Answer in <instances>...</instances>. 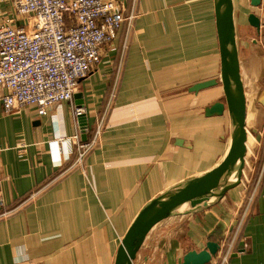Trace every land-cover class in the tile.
I'll use <instances>...</instances> for the list:
<instances>
[{
    "label": "crops",
    "instance_id": "obj_1",
    "mask_svg": "<svg viewBox=\"0 0 264 264\" xmlns=\"http://www.w3.org/2000/svg\"><path fill=\"white\" fill-rule=\"evenodd\" d=\"M115 1L135 18L80 82L83 104L74 97L40 116L30 107L5 114L0 101V194L9 209L36 194L24 211L0 218V264H114L143 205L215 167L229 147L228 111L207 113L225 100L214 0ZM234 8L246 125L256 137L252 149L248 139L245 169L252 172L254 154L264 147V0L257 8L234 0ZM252 13L260 31L248 21ZM5 20L27 21L11 0H0ZM210 80L218 83L193 91ZM77 105L86 110L83 121L74 117ZM102 119L97 147L75 165V146L57 139L78 133L82 141L87 124L90 141ZM61 167H87V173L77 169L59 178ZM243 190L241 184L209 209L156 226L137 263L153 264L148 259L161 242L165 260L157 264H182L187 252L203 250L208 241L222 248L236 234ZM228 264H264V174Z\"/></svg>",
    "mask_w": 264,
    "mask_h": 264
},
{
    "label": "built area",
    "instance_id": "obj_2",
    "mask_svg": "<svg viewBox=\"0 0 264 264\" xmlns=\"http://www.w3.org/2000/svg\"><path fill=\"white\" fill-rule=\"evenodd\" d=\"M11 2L17 15L27 21L22 26L10 20L0 22V101L5 114L30 107L44 116L52 107L73 103L80 82L101 63L103 48L115 41L124 23L131 24L135 18L134 14L126 15L115 0ZM73 112L75 119L86 114L84 107L73 106ZM102 124L101 120L90 141L82 142L77 133L69 138L59 137L57 143L73 144L76 164L83 165L85 157L98 144ZM261 162L252 192L249 191L252 180L244 172V210L236 234L219 250L215 264H228L235 251L236 235L248 217L264 174V157ZM2 181L0 167V184ZM6 205L0 194V209Z\"/></svg>",
    "mask_w": 264,
    "mask_h": 264
},
{
    "label": "water",
    "instance_id": "obj_3",
    "mask_svg": "<svg viewBox=\"0 0 264 264\" xmlns=\"http://www.w3.org/2000/svg\"><path fill=\"white\" fill-rule=\"evenodd\" d=\"M257 8L262 0H250ZM216 26L220 51V82L225 100L211 107V114L222 115L225 109L230 115V144L220 162L212 169L190 176L155 195L139 210L118 247L114 264H138L139 253L151 231L164 221L178 216L202 212L218 204L226 195L242 184L248 152L247 100L241 75V64L234 0H214ZM248 21L258 31L261 20L255 14ZM218 83L205 81L193 87V91L209 88ZM76 102L81 93L74 95ZM83 105H77L82 107ZM85 115L79 119L83 121ZM83 142H86L87 124H83ZM220 244L208 241L201 250L187 252L182 264H210L220 250Z\"/></svg>",
    "mask_w": 264,
    "mask_h": 264
},
{
    "label": "rangeland",
    "instance_id": "obj_4",
    "mask_svg": "<svg viewBox=\"0 0 264 264\" xmlns=\"http://www.w3.org/2000/svg\"><path fill=\"white\" fill-rule=\"evenodd\" d=\"M102 122H103V119H102ZM102 126H103V124H102ZM101 136V135H100ZM256 137H255V135H253V139L251 138L250 139V141H249V146L251 147V149L253 148V147H255V139ZM100 139V138H99ZM98 143H99V141H98ZM98 145V144H97ZM260 145H261V143H260ZM97 147V146H96ZM262 147V146H261ZM91 152V151H90ZM89 152V153H90ZM89 153H88V155H89ZM251 153V152H250ZM87 155V156H88ZM86 156V157H87ZM254 156H255V158H256V167H261V160L263 159L262 157H263V152L261 151V148H260V150H259V153H255L254 154ZM85 157V158H86ZM75 165H77L76 164V156H75ZM61 169V171H60V175L58 176L59 178L60 177H62L64 174H66L67 172H70V171H73V170H79V171H81L82 172V174H84V175H86V173H87V167H61L60 168ZM258 173H259V170L258 169H256V171L253 173V172H251L250 173V176H249V180H252V183L250 184V187H249V191L250 192H252L253 191V188H254V186H253V184H254V179L257 177V175H258ZM59 174V173H58ZM38 194V193H37ZM35 197H36V194H35V196H34V198L33 199H31V200H28V199H26V200H24V201H21L19 204H17L15 207H13V208H11V209H9L8 207H7V205L5 206V208H1L0 209V211H1V213H0V218H3V217H5V216H7V215H10L11 213L12 214H14V213H16V212H18V211H24V206L28 203V202H31V201H33L34 199H35ZM245 206V205H244ZM244 210V209H243ZM243 210H242V212H243ZM242 212H241V214H242ZM7 213V214H6ZM241 216V215H240ZM154 246H156V249L151 253V255H150V259H148V261L149 260H151L152 262L154 261V262H156V264H157V261H159L160 260V262H163L164 260H165V258H164V255L162 254V252L165 250V248H164V242H163V244H162V242H161V244L159 243V248H158V243H156V245H154ZM141 261H143V259H141ZM141 261H140V263H141ZM153 262V264H155Z\"/></svg>",
    "mask_w": 264,
    "mask_h": 264
},
{
    "label": "bare ground",
    "instance_id": "obj_5",
    "mask_svg": "<svg viewBox=\"0 0 264 264\" xmlns=\"http://www.w3.org/2000/svg\"><path fill=\"white\" fill-rule=\"evenodd\" d=\"M249 137L253 139V135L251 134V132H249ZM244 172H245L246 175L250 176L251 170H250V172L249 171L247 172L246 169H245Z\"/></svg>",
    "mask_w": 264,
    "mask_h": 264
},
{
    "label": "trees",
    "instance_id": "obj_6",
    "mask_svg": "<svg viewBox=\"0 0 264 264\" xmlns=\"http://www.w3.org/2000/svg\"><path fill=\"white\" fill-rule=\"evenodd\" d=\"M261 151L264 152V147H262V150ZM257 169H259V167H257Z\"/></svg>",
    "mask_w": 264,
    "mask_h": 264
}]
</instances>
